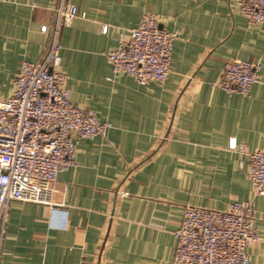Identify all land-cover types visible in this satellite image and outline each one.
<instances>
[{
	"label": "crops",
	"instance_id": "crops-1",
	"mask_svg": "<svg viewBox=\"0 0 264 264\" xmlns=\"http://www.w3.org/2000/svg\"><path fill=\"white\" fill-rule=\"evenodd\" d=\"M67 1L80 13L61 35L71 100L110 126L79 139L51 203L12 202L0 264H173L184 206L225 210L252 195L248 155L230 143L264 148V21L233 0ZM59 2L0 0V98L45 54ZM147 11L179 34L165 82L115 74L106 57ZM234 57L261 64L249 95L212 85ZM255 224L251 264H264V196Z\"/></svg>",
	"mask_w": 264,
	"mask_h": 264
},
{
	"label": "built area",
	"instance_id": "built-area-1",
	"mask_svg": "<svg viewBox=\"0 0 264 264\" xmlns=\"http://www.w3.org/2000/svg\"><path fill=\"white\" fill-rule=\"evenodd\" d=\"M233 5L250 24L264 21V0H233ZM79 15L75 4L60 0L45 54L39 61L25 60L11 94L0 98V245L12 202L51 203L59 172L76 164L79 139L105 136L110 126L95 110L71 100L69 74L61 68L62 31ZM159 25L158 14L147 11L136 26L119 32L106 53L113 73L132 75L141 84L167 80L179 34ZM260 70L257 61L230 58L212 85L249 95ZM230 146L248 155L252 195L225 210L184 206L173 264H251L249 248L260 239L255 198L264 196V148L247 150L234 138Z\"/></svg>",
	"mask_w": 264,
	"mask_h": 264
},
{
	"label": "water",
	"instance_id": "water-1",
	"mask_svg": "<svg viewBox=\"0 0 264 264\" xmlns=\"http://www.w3.org/2000/svg\"><path fill=\"white\" fill-rule=\"evenodd\" d=\"M159 26H160V27H162V25H161V24H160Z\"/></svg>",
	"mask_w": 264,
	"mask_h": 264
}]
</instances>
